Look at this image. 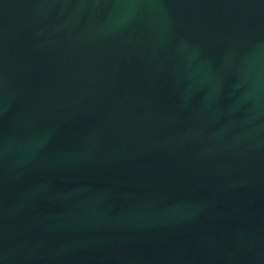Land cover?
I'll use <instances>...</instances> for the list:
<instances>
[{"label":"water","instance_id":"95a60500","mask_svg":"<svg viewBox=\"0 0 264 264\" xmlns=\"http://www.w3.org/2000/svg\"><path fill=\"white\" fill-rule=\"evenodd\" d=\"M0 264H264V0H0Z\"/></svg>","mask_w":264,"mask_h":264}]
</instances>
